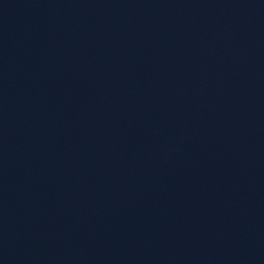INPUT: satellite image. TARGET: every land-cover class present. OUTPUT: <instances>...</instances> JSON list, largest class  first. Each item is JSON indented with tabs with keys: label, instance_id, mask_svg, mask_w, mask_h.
Returning <instances> with one entry per match:
<instances>
[{
	"label": "water",
	"instance_id": "95a60500",
	"mask_svg": "<svg viewBox=\"0 0 264 264\" xmlns=\"http://www.w3.org/2000/svg\"><path fill=\"white\" fill-rule=\"evenodd\" d=\"M0 264H264V0H0Z\"/></svg>",
	"mask_w": 264,
	"mask_h": 264
}]
</instances>
